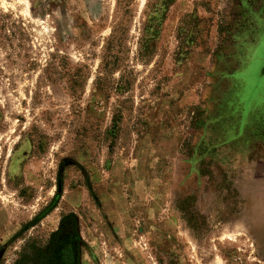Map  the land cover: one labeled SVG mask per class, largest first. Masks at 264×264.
Masks as SVG:
<instances>
[{
  "label": "rangeland",
  "instance_id": "1",
  "mask_svg": "<svg viewBox=\"0 0 264 264\" xmlns=\"http://www.w3.org/2000/svg\"><path fill=\"white\" fill-rule=\"evenodd\" d=\"M0 264H264V0H0Z\"/></svg>",
  "mask_w": 264,
  "mask_h": 264
},
{
  "label": "bare ground",
  "instance_id": "2",
  "mask_svg": "<svg viewBox=\"0 0 264 264\" xmlns=\"http://www.w3.org/2000/svg\"><path fill=\"white\" fill-rule=\"evenodd\" d=\"M240 98H241V95H240ZM240 108V107H239ZM240 109H242V108H240ZM241 120H242V128H244L245 126H250V122H249V120L248 119H246V118H241ZM240 122V121H239Z\"/></svg>",
  "mask_w": 264,
  "mask_h": 264
}]
</instances>
